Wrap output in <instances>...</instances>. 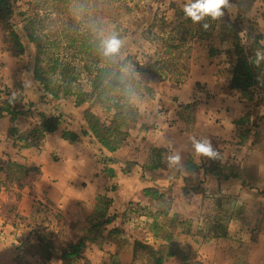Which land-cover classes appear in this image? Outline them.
Instances as JSON below:
<instances>
[{
  "label": "rangeland",
  "instance_id": "374dc122",
  "mask_svg": "<svg viewBox=\"0 0 264 264\" xmlns=\"http://www.w3.org/2000/svg\"><path fill=\"white\" fill-rule=\"evenodd\" d=\"M253 2L244 0L238 5L230 2V7L224 11L222 17L217 19L205 17L200 22H193L185 14L182 15L187 0H16V29L22 35L26 52L23 55H18L17 48L8 33L1 28L0 43L2 45H0L2 50L8 54L7 59L10 64L16 67L17 64H20V67L17 68L22 71L27 68L33 70L36 54L33 44L27 38L31 30L41 34L57 32L62 27L67 29L69 20L81 22L89 19L101 23L98 30L99 35L104 39L115 35L122 42L119 49L122 57L126 55L125 53L131 54L134 61L139 62L140 65L150 64L160 70L161 77L154 74H135L142 80L143 85H150L152 81H172L183 85L191 73L195 72V65L197 67V64L209 62V56L213 54V50L216 51L215 44L217 43H226L223 45L226 48L219 49L220 54L217 55V58L228 55L226 59L232 66L235 61L233 58L235 27L233 25L238 19L239 34L243 37L244 30L249 27L246 23L248 19H254L258 23L257 19L252 17L254 15H250L253 10L251 9ZM233 5H236L235 8L232 7ZM239 15L241 17H238ZM240 22L244 24L243 27L240 26ZM201 24H203L202 28ZM205 24L208 25L206 32L203 31ZM169 45L174 48L168 54L165 52ZM224 52L226 54L222 56ZM262 55H264V50ZM223 62L226 63V60L223 59ZM262 62L264 66V59ZM3 65L4 63L1 64L2 67ZM231 66L229 71H227L228 67H225L224 75L229 74ZM2 67H0V71ZM10 73L9 69L6 78L11 77ZM4 76L0 72L1 81ZM261 78L264 80V70L261 73ZM38 85L39 91L43 92L39 83ZM4 87L3 84H0V107L4 106V102L9 98H14L13 91L17 94L16 90L20 86L14 84L13 89ZM207 88H209L207 84L199 83L196 86V90L202 98L200 103L203 108L206 106L203 98L209 97ZM143 91L141 89L137 93ZM137 93L131 96L133 105H135L133 101L139 99L134 96ZM147 95L155 96V90L151 94L145 93L143 97H147ZM243 95L252 107L264 106V85L253 93L243 94L241 92L240 96L237 94L236 97ZM42 97L41 99H51L52 105L53 102H57L51 97ZM60 100L66 102L65 104H68L69 108L65 112H59L56 109L57 111L53 113H61L64 116V122L59 131L64 130L66 126L84 125L85 120L82 114L80 111L75 112L72 107L73 99ZM54 104L56 105L54 108H59L58 103ZM43 109L42 106L40 112L31 110L33 117H39V113ZM158 110L162 111L163 107H159ZM98 114L103 115L101 112ZM259 122L254 121L250 126H261ZM138 139L130 140V143H127V139L126 144L130 146L131 150H138V148H134L138 145ZM41 142L43 143V139ZM18 145L21 147V144L18 143ZM98 152L97 155L100 156L108 157L110 155ZM98 162L102 165L100 160ZM135 164L136 162H131L130 165ZM130 165L125 169H129ZM261 165L263 166L264 163ZM140 166L143 169V165ZM6 169L10 177V180L6 179L7 185L10 187L7 188V192L16 193L15 185L22 186L25 190H31V194L35 188L37 189L41 170L39 172L36 170L37 168L30 171H26L24 168L18 170L15 167L10 168L8 165H6ZM249 169L248 173L251 174L253 170ZM202 182L204 184L206 179ZM235 182L236 180H234ZM239 186H228L227 192L219 193L220 196L217 192L222 191V187H213L216 192L209 188L208 190L212 193H206L207 189L204 187V191L198 193L200 194L196 205L198 211H195L197 214L192 217H185L177 213L178 217L176 218H166L164 213L168 207L163 201L141 205V203H137L138 196H136V200L132 199L133 203L128 204L126 211L118 215L119 219L109 226V228L114 225L119 226L121 232L109 234L106 231L97 237L94 243L89 242L83 257L74 264H143L141 258L134 260V242L139 240L158 248L161 244H166L165 241L169 238L197 264H264V244L259 242L262 232L257 242L252 241L253 226L264 207V182L257 188V191H254L253 195L247 192L236 195L234 192H237L236 189L238 190ZM110 187L112 193L118 192L117 185L113 184ZM189 187L194 188L193 186ZM193 196V194L185 193L188 201ZM235 197L243 202H239V199ZM107 199H110L107 195L98 194L92 200L76 205L86 212L91 211L90 220L85 217H83L84 219L75 218L73 212H70L71 210L65 214V211L45 199L31 204V213L28 215L25 213L23 217L17 213V202L10 203L8 201L5 204L4 212L11 218L9 226H4V228H8V233L4 234L7 238L0 239V264H62L61 256L67 246L71 243H78L80 239L88 236L92 220L98 216L97 214L105 206ZM241 206H243V210ZM27 207L29 208V206ZM155 222L158 223L156 236L151 229ZM226 231L228 236L223 237L222 234ZM144 254H142L143 260L148 262ZM168 264L181 263L172 261Z\"/></svg>",
  "mask_w": 264,
  "mask_h": 264
},
{
  "label": "crops",
  "instance_id": "0c3cea01",
  "mask_svg": "<svg viewBox=\"0 0 264 264\" xmlns=\"http://www.w3.org/2000/svg\"><path fill=\"white\" fill-rule=\"evenodd\" d=\"M239 1L241 4L244 0ZM253 1L251 7L253 10L250 15H254L252 17L256 18L259 23L264 47V0ZM235 6L232 7L235 8ZM225 44L221 42L215 44L216 51L226 48L223 46ZM1 45L0 67H2L1 64L4 63V65L0 72L5 76L2 81L0 78V84L7 89H13L14 84L20 86L16 90L17 94L13 91L14 99L18 100L17 104L23 107L32 104V111L35 112H40L43 106L42 113L46 115L53 114L57 111L56 109L59 112H65L69 108L68 104L61 100L53 102L52 105L51 99H41L43 92L39 91V85L34 79L32 70L27 68L22 71L17 68L20 64H17V67L10 64L7 59L8 54L2 50ZM216 51L215 54L212 52L213 54L209 56L210 60L207 64H197V67L195 65V72L191 73L185 84L178 85L172 81H152L150 86L155 90V96L143 97L144 91V93L134 95L135 98L139 97L133 102L139 108L141 115L139 123L132 126L127 143L139 138L138 145L134 147L138 150L133 151L126 144L113 155L110 154L115 160L109 165L115 170L114 177L107 176L103 166L98 162L97 152L101 146L95 139L83 137L80 142L70 144L62 138L63 130H61L45 136L43 143L40 142L38 146L24 147L23 141L18 139L19 135L28 134L38 127L41 122L40 117L34 118L31 111L29 115L18 116L12 121L10 115L4 113V117L0 119V164L11 160L22 166L38 167L41 170V176L37 189L32 191L33 194L31 190H25L19 185H15L16 193H9L6 191L10 188L6 180H10L9 173L6 168L0 173V239L7 238L4 234L8 233L7 227L10 224L11 217L4 212L8 201L17 202V213L23 217L25 213L26 215L31 213V204L45 199L65 211V214L71 210L75 218L84 219L85 217L90 220L91 211L86 212L77 207V204L88 202L98 194H105L113 201L109 207V214H123L129 202L132 199L136 200L138 196L137 203L141 205L163 201L168 207L164 213L166 218H176L178 214L192 217L197 214L195 211H198L196 205L200 194H193L194 196L189 199L190 202L187 200L184 191L189 183L187 178L197 177L203 181L206 179L203 184V187L207 189L206 193L211 192L209 188L222 187V191L217 192L218 196H220L219 193L227 192L230 185L241 186L239 180H236L237 184L234 183V179L230 182L219 181L210 176L205 177L201 169H188L189 162L192 166L202 164V154H197L193 140L222 142L220 154L222 162L241 167L242 170H246L247 175L253 178V182L250 183L251 189L239 186V189H236L237 192L234 193L236 195L246 192L255 194L254 191H257V188L264 182V165H261L264 163V106L252 107L244 95L236 97L237 94L240 96V91L228 88L231 74L229 72L224 75L226 72L224 69L227 66V71H229L230 61L226 59L228 55L217 58L220 51ZM224 54L226 52L222 56ZM9 69L11 77L8 79L6 76ZM199 83L207 84L209 87L207 88L209 97L203 98L205 108L200 103L202 98L196 90ZM72 101V107L75 112H78L79 109L75 106L74 100ZM54 103H58L59 108H54ZM159 107H163V110H158ZM254 121H260L261 126H250ZM65 128L78 132L81 126H66ZM155 148H162L165 151L162 161L166 169L149 173L140 165L149 164L155 160L152 152ZM104 153L107 152L104 150ZM124 154L126 155L123 156ZM172 156H179V161L172 164L169 160ZM131 162H136V164L132 166ZM128 165L130 168L125 169ZM249 168L253 170L251 174L248 173ZM162 179L163 191L167 193L163 200H151L144 195V188L155 186ZM109 184L110 186L117 185L118 192L112 193ZM168 189L170 191L167 192ZM213 190L216 192L215 189ZM239 202L243 200L239 199ZM25 204L29 208L25 207ZM241 207L243 210V206ZM4 226L7 227L4 228ZM259 242L264 244V230L259 237Z\"/></svg>",
  "mask_w": 264,
  "mask_h": 264
},
{
  "label": "trees",
  "instance_id": "16d2710c",
  "mask_svg": "<svg viewBox=\"0 0 264 264\" xmlns=\"http://www.w3.org/2000/svg\"><path fill=\"white\" fill-rule=\"evenodd\" d=\"M230 2L240 4L239 0H230ZM15 3L16 0H0V28L8 33L17 48L18 55H23L26 52V46L22 35L16 29ZM184 14L182 12L183 16ZM237 22L238 19L233 25L235 27L233 49L235 61L231 66L232 76L228 88L241 91L243 94L253 93L264 85V80L261 78V73L264 70L262 59H259L258 63L256 62L257 50L261 54L264 50L263 34L258 23L254 19H248L246 23L249 27L244 30L245 33L241 37ZM67 23L69 29L62 27L57 32L51 31L45 34L31 30L28 33V41L33 44L36 54L35 66L32 70L34 79L42 87V98L51 97L55 100L72 98L82 114L85 124L81 126L79 132L65 128L62 131V138L65 141L75 144L80 142L82 137L89 136L101 146L99 154L104 153V150L107 154L116 153L126 144L132 126H135L139 120V108L131 103V96L141 89L147 94L154 92L150 85H143L142 80L135 74H154L161 77L160 70L150 64L140 65L128 53H125L124 57L119 51L105 56L102 49L104 37L99 35L98 30L101 23L89 19L81 22L69 20ZM243 25L240 22V26L243 27ZM202 27L203 24H201ZM203 31L206 32V28ZM173 48L172 45L167 46L165 53L169 54ZM17 102L18 100L14 98L6 100L4 106L0 107V119L4 117V113L10 115L12 121L18 116H26L31 113L32 104L23 107ZM98 112L103 115H99ZM39 117L41 122L38 127L32 129L28 134L19 135L18 139L23 141L24 147L40 145L45 136L58 132L64 122V116L61 113L46 115L41 112ZM206 141L211 144L218 156L209 158L202 155V164L192 166V163L189 162L188 169H201L205 177L210 176L219 181L239 180L244 188L251 189L250 183L253 182V178L245 173L246 170L222 162L220 156L222 142ZM152 152L155 160L143 165V169L149 173L166 169L162 161L165 151L162 148H155ZM98 158L102 162L106 175L114 177L115 170L109 166L114 162L113 157L98 155ZM6 165L18 170L24 168L26 171H30L37 168L36 170L40 171L38 167H24L8 160L4 164H0V173L6 168ZM187 181H189V186L194 187L187 186L185 190L187 195L204 191L201 178H187ZM191 190L193 191L191 192ZM143 193L151 200H163L167 194L166 191H163V179L159 180L155 186L144 188ZM112 203V200H106L105 206L92 220V226L86 238L67 246L61 256L62 264H74L80 260L89 242L94 243L95 239L104 232L108 231L109 234L121 232L119 226L114 225L109 228L119 215L109 214V207ZM129 203L132 204V200ZM260 213L261 215L252 229L253 242H257L260 233L264 230V207ZM151 227L156 236L158 223L155 222ZM222 236H228L227 231ZM142 254L145 255L148 262L143 260ZM140 258L143 264H166L172 260L179 261L181 264H197L182 249L174 245L170 238L167 239L166 244H161L158 248L136 240L134 242V260Z\"/></svg>",
  "mask_w": 264,
  "mask_h": 264
},
{
  "label": "clouds",
  "instance_id": "9594fccd",
  "mask_svg": "<svg viewBox=\"0 0 264 264\" xmlns=\"http://www.w3.org/2000/svg\"><path fill=\"white\" fill-rule=\"evenodd\" d=\"M230 7V0H187L184 5V13L186 17L191 18L193 22H200L205 17H211L212 19L220 18L224 15V9ZM208 27L207 24L204 25ZM121 41L112 35L102 40V49L105 56L115 54L121 47ZM257 63L259 59H264V55L259 50L256 52ZM193 144L197 154H202L209 158H216L218 154L213 150L211 144L208 141L199 142L193 140ZM172 164L179 161V156L169 157Z\"/></svg>",
  "mask_w": 264,
  "mask_h": 264
}]
</instances>
